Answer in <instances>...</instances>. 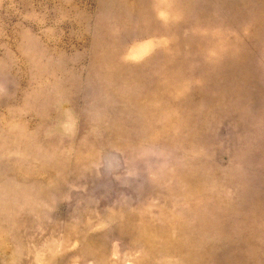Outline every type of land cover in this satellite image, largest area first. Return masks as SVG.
I'll return each mask as SVG.
<instances>
[{
    "label": "rangeland",
    "instance_id": "obj_1",
    "mask_svg": "<svg viewBox=\"0 0 264 264\" xmlns=\"http://www.w3.org/2000/svg\"><path fill=\"white\" fill-rule=\"evenodd\" d=\"M0 264H264V0H0Z\"/></svg>",
    "mask_w": 264,
    "mask_h": 264
}]
</instances>
